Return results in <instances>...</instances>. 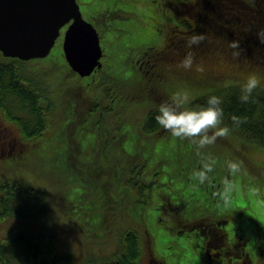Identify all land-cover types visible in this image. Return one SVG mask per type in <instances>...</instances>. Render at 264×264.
<instances>
[{
  "label": "trees",
  "instance_id": "obj_1",
  "mask_svg": "<svg viewBox=\"0 0 264 264\" xmlns=\"http://www.w3.org/2000/svg\"><path fill=\"white\" fill-rule=\"evenodd\" d=\"M89 1L94 5L89 7L86 3L88 0L82 3L85 9H89L87 12L89 15L85 18L91 20L101 39H105L106 47L102 46L104 56H107L102 68L89 76L91 82L67 80L70 76L75 77V72L59 50L55 54L47 55L45 58L51 61L48 60L47 65L37 64V69L33 68L32 63L38 58L23 61L5 57L0 61V110L4 118L19 129L11 145L9 139L1 141L0 154L17 155L19 152H29L34 148L27 155L29 161L27 164L35 172L39 171V164L49 170L51 168L49 159L52 158L54 162L56 156L63 157V161L69 164L74 152L70 153L68 140L74 141V135L78 138V132L85 125L82 121L92 120L89 127L95 130L100 143L97 152L111 151L112 154L107 158L112 165L107 172L109 175H118L124 185L120 192L123 196L119 194L120 198H125L131 190L130 193L135 192L140 196L139 200L137 196L131 201L133 206H130V201H119L126 208L123 213L127 212L130 215L135 203L143 202L147 205L153 197L152 192L157 179L153 177L148 179V175L160 173L157 171V163L150 162L152 160L156 162L158 159L171 161L178 155L181 146L185 147L192 143L186 139L173 137L154 118L161 102L173 94H184V90H181L184 88L182 85L184 82L178 81V78L183 76L190 87L204 85L207 91L191 99L185 104V108H199L205 106L210 95L221 96L224 100L222 125L229 126L233 134L264 146V44H260L256 36L259 31L264 30V0H206V3H201L195 8L186 5L182 7L174 1L173 11L169 13L168 20L164 21L158 19L156 9H149V13L142 11L139 17L142 22L148 23L146 27L148 33L161 31L169 24H174L173 27L176 29L168 44L170 49L167 50L172 58L156 72L147 68L146 64L149 60L146 50L154 43L150 41L148 35L141 39L134 38V29L130 27L134 25L131 22L133 17L119 16L120 11L125 9L121 7L123 5L121 1ZM81 7L83 11V6ZM186 7L188 12L184 13L183 8ZM112 11L114 12L111 13ZM180 15H187L190 20L184 21L179 18ZM122 32L126 33L123 37ZM195 33H202L205 39L198 47L193 46L189 49L187 40ZM232 40L240 42V49L229 47ZM189 51H192L195 57L193 66H200L199 72L193 69L185 70L179 66ZM235 51H240L241 54L235 57L233 55ZM215 58L222 59V64L227 66L231 73L243 69L259 71L260 84L253 93L252 101L241 103L238 99L240 89L247 78L237 75L231 84L222 86L215 82L221 79L230 81L225 72H214L216 68L212 64L215 63ZM157 65L159 69L162 66L159 62ZM174 86H177L175 91ZM56 89L61 91L57 97L52 94ZM9 98H12L10 103ZM233 115L241 117L245 122L235 127L231 120ZM53 128L56 132H51L50 135L52 138L56 137V141L49 158L40 140ZM25 141L32 142L27 144ZM2 142H7L8 146L5 147ZM190 149L181 150L193 161L192 172L189 174L190 177L183 178L182 184L177 183L183 188L189 187L188 191L180 194L168 189L162 191V198L159 199L160 208L173 219L170 224L161 223V226L165 227L166 236L169 232H176V236L183 237L189 233L183 234L184 231L180 230L185 224L193 227L197 221L215 218L213 221L217 222L228 216L236 217L234 206L227 205L224 199V192L235 188L231 176L227 175L222 181L215 176L200 184L198 179L192 177L193 173L199 170V164L196 163L197 160L203 161L206 149H199L194 143ZM117 151L121 153L120 156ZM58 165L62 166L61 163ZM62 167H65V171L68 170L67 166ZM174 172L179 173L177 169ZM167 184L169 185L168 182ZM66 186L67 189L75 187L73 184ZM194 186L199 188V194L191 192ZM243 186L241 180L240 187ZM161 193L155 192L154 195L160 196ZM75 204L67 207L72 213L76 211ZM92 204L93 201H90L86 209L88 210ZM190 206L193 207L192 211L189 209ZM110 207L102 212L108 213ZM142 212L145 215V208ZM49 213V202L43 189L22 182L21 179L8 178L0 172L1 219L13 216L38 220L48 217ZM96 219L93 227L96 230L106 229L105 219L99 216ZM136 219L141 225L139 218ZM247 221L253 224L258 232L264 231L263 222L258 223L252 217L247 218ZM89 224L92 225L91 221ZM143 228L140 232L132 224L123 226L120 228L119 246L114 255L100 261L89 260L86 264H139L146 251V264H176L180 260L177 257L174 259L166 251L170 249L168 245L173 238L168 237L164 246L156 248V236L151 234L146 225ZM192 236L195 237V234ZM185 237H188V234ZM53 238L54 236L49 235L42 240L34 232L19 230L7 241H0V263H73L76 254L70 248H59L56 239ZM145 241L149 244L146 245ZM151 254L156 259H151Z\"/></svg>",
  "mask_w": 264,
  "mask_h": 264
},
{
  "label": "rangeland",
  "instance_id": "obj_2",
  "mask_svg": "<svg viewBox=\"0 0 264 264\" xmlns=\"http://www.w3.org/2000/svg\"><path fill=\"white\" fill-rule=\"evenodd\" d=\"M80 2L84 3L85 0H80ZM149 9L151 8H145L144 10L149 13ZM88 11L89 9H85L83 4L82 13L85 17H88ZM179 18L182 20L184 19L182 15H180ZM147 25L148 23L143 22L130 26L134 29L133 36L135 39H141L144 38V36L147 37V35H152V33H148L149 30L146 28ZM184 25H186V23H184ZM125 34L126 33L122 32L121 37L125 36ZM62 41L63 38L59 37L50 53L51 55L58 52V50L63 54ZM101 44L106 47L105 39L101 40ZM5 57L6 56H3L1 52L0 61H3ZM106 58L107 56L102 58L103 63ZM48 60L47 58H38L32 63V66L34 69H37V64L47 65L49 61H51ZM222 61V59L215 58V63L212 64L216 68L214 72H225L230 79V81L225 79L215 81L221 86L231 84L232 80L237 78V75L247 79L252 75H255L258 79L260 78L259 71L257 72L252 69L237 70L231 73L228 67L222 64ZM144 62L145 60H143V63ZM192 69L199 72L200 66L199 70L198 67L194 66ZM73 77L74 76H70L67 80H70V82H91L92 80L90 77H81V75L77 73H75V77ZM178 81L179 83L184 82L182 84L184 88L181 90H184V94H187L188 103L191 99L207 92L205 91L206 88L204 85L190 87L185 76L178 78ZM176 88L177 86H174V91ZM60 92V90L56 89L55 93L52 92V94L57 97L60 95ZM10 102H12V98H9V103ZM82 122L85 125L78 132V138L74 135V141L68 140L69 151L70 153L74 152L69 164L63 161V157L56 156L54 162L52 158H50L56 141V137L52 138L50 135L51 132H56L54 128L49 129L40 140L44 151L50 158L49 163L51 168L49 170H46L45 167H43V165L40 166V164L38 172L29 168L30 166L27 164L29 162L27 155L30 154L34 148L29 152H19L17 155L9 153L5 155L0 154V172L8 178L21 179L22 182H28L29 184L37 186L39 189H43L46 194V199L49 202L50 211L48 217L38 220L13 216L7 219L3 218L4 220L0 218V241H7L14 233L22 229L36 233V236L42 240L43 237L52 235L54 236L53 240L56 239L59 248H70L71 251L76 254L75 261L71 264H86L89 260L100 261L114 255L119 246L120 228H123V226L127 227L130 224L138 228L140 232H142L144 225H146L151 234H154L157 238L156 248L164 246L168 237L174 239L176 232H169L166 236L165 227L161 226L163 223L170 224L173 219L170 214L160 208L159 199L161 200L163 192L168 189L175 193L179 192L180 194L183 193V191H188L187 188L189 187L183 188L177 185V183H181L184 177H190L189 174L192 172L191 167L193 161L188 158L186 152L181 150L182 148L190 149L192 143L185 147L181 146V148L178 149V155H175V158L171 161H162L158 159L156 162L153 160L150 162L152 164L157 163V171L160 173L154 176L151 174L148 175V179H150V177L157 179L152 192L153 197H151L147 205L143 202L135 203V208L131 210V214L129 215L127 212L125 214L123 213V210L126 211V208L124 204L121 205L119 201H130V206H133L131 205V201L139 195L135 192L130 193L131 190L127 195L124 194L125 198H120L119 194L123 190L124 185L118 178V175H109L107 172V169L112 165L107 156L112 153L111 151L97 152L100 143L95 130L89 127L92 120H85ZM11 125L13 124L8 119L4 118L0 110V128H4L2 132L0 130L1 134H3L1 140L9 139L10 145L14 142V137L16 138L15 135L19 132V129L15 125H13L14 127ZM220 126L222 127L224 125ZM25 142L29 144L32 141ZM4 145L5 147L8 146L6 143ZM205 149L203 161L196 159V165L199 164V170H201L203 163L209 162L207 157L211 156V158L215 160V163L213 165V171L208 174L209 180L218 176L222 181L226 179L227 175L231 176V182L235 188L224 192V199L227 205L234 206V215L237 218L244 219L252 217L258 223H264V146L256 144L250 141V139H244L241 136L233 134L230 130L226 137L218 138L214 144L207 146ZM117 153L119 156L121 155L118 151ZM229 161H242L243 166L241 171L232 175L227 167ZM60 163L62 166H67L66 168L68 170L65 171V167L59 166L58 164ZM175 169L178 170V174H174ZM114 170L116 171L115 166ZM241 180L244 185L243 187H240ZM71 184L75 185V187L67 189L66 185ZM173 187L175 189H173ZM155 192L162 193L159 194L160 196H157L154 195ZM191 192L200 193L199 188L195 186L192 187ZM120 195L123 196V193ZM139 199L140 196L138 197V200ZM90 201H93V204L87 210L86 208ZM74 204L76 211L72 213L67 207ZM111 204L114 205L110 207ZM108 207H110L107 211L108 213H103L102 211ZM144 208L145 215L144 212H142ZM189 209L192 211L193 207L190 206ZM185 212L187 211L185 210ZM98 216L105 219L106 229L97 228L98 230H96L95 227H93ZM137 217L141 221V225L138 223ZM89 221L92 223L91 226ZM193 231L192 226L188 225L183 234ZM187 234L188 233L185 235ZM250 234L253 236L254 240L257 241V235L252 234V232ZM185 235L183 237H185ZM145 243L146 245L149 244L147 241H145ZM172 246V248L166 251H175L174 248L176 244ZM16 253H18L17 250ZM146 253L147 251L144 252L139 264L147 263ZM263 263L264 260L260 262V264Z\"/></svg>",
  "mask_w": 264,
  "mask_h": 264
},
{
  "label": "water",
  "instance_id": "obj_3",
  "mask_svg": "<svg viewBox=\"0 0 264 264\" xmlns=\"http://www.w3.org/2000/svg\"><path fill=\"white\" fill-rule=\"evenodd\" d=\"M66 26L64 57L77 74L90 76L102 68L103 47L77 0H0V51L6 57H47Z\"/></svg>",
  "mask_w": 264,
  "mask_h": 264
},
{
  "label": "flooded vegetation",
  "instance_id": "obj_4",
  "mask_svg": "<svg viewBox=\"0 0 264 264\" xmlns=\"http://www.w3.org/2000/svg\"><path fill=\"white\" fill-rule=\"evenodd\" d=\"M125 8L120 11L119 16L133 17L134 24L143 23L139 14L145 8L156 9L158 12V19L168 20L170 12L174 5L172 2L176 1L177 4L195 8L201 3H206V0H120ZM81 6L82 3L78 0ZM88 6L94 4L88 0ZM173 5V6H172ZM87 7V6H86ZM120 7V8H121ZM183 8V12H188V9ZM88 8V7H87ZM112 11L111 13H113ZM184 17V21L190 20ZM119 21V20H117ZM124 23H127L124 21ZM146 23V22H144ZM128 24V23H127ZM174 24H169L165 29L154 30L155 32L150 36V41L154 45H149L146 53L148 54L147 68L160 71L166 61L171 59V54L167 53L170 49L169 42L175 32ZM181 26V24H178ZM68 26L64 27L61 31L62 38ZM162 65L159 69L157 63ZM1 132L4 128H0ZM0 132V143L3 134ZM7 142H3L5 144ZM218 219V218H217ZM216 219V220H217ZM204 220L197 221L195 226L192 227L193 234L188 233V237L175 236L174 242H169V248L176 244L175 251H168L174 259H180L176 264H260L264 260V231L258 232L256 227L247 221V218L229 217L216 221ZM181 231H185L186 224L182 225ZM198 229V230H197ZM252 234L257 235V241L254 240ZM201 233V234H200ZM195 234V237L192 236ZM154 254V252H153ZM150 256L151 259H156ZM264 264V263H263Z\"/></svg>",
  "mask_w": 264,
  "mask_h": 264
},
{
  "label": "clouds",
  "instance_id": "obj_5",
  "mask_svg": "<svg viewBox=\"0 0 264 264\" xmlns=\"http://www.w3.org/2000/svg\"><path fill=\"white\" fill-rule=\"evenodd\" d=\"M260 44H264V30L256 34ZM205 36L202 33H195L187 40V47L199 46L203 43ZM232 49H240V42L232 40L229 44ZM240 51L233 52L235 57L240 55ZM195 57L192 51H189L185 58L180 62V67L185 70H191ZM199 70V67H198ZM259 80L252 75L242 85L238 99L241 103H248L253 100V93L259 87ZM188 103L187 94L176 93L167 100L161 102L155 114L156 122L170 132L173 137L181 140H189L196 144L199 149H204L214 144L218 138L226 137L230 128L227 125L220 126L224 120L223 97L210 95L205 106L199 108H185ZM233 125L239 127L245 122L241 117L233 115L231 117ZM209 162L203 163L202 169L193 173V179H198L200 184L209 181V173L213 171L215 160L211 156L207 157ZM242 161H229L227 167L232 175L241 171Z\"/></svg>",
  "mask_w": 264,
  "mask_h": 264
}]
</instances>
